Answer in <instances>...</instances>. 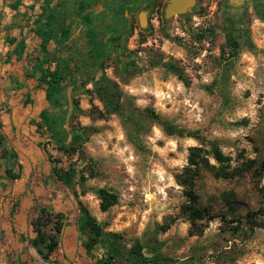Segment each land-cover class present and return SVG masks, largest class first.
Listing matches in <instances>:
<instances>
[{"label": "rangeland", "instance_id": "obj_1", "mask_svg": "<svg viewBox=\"0 0 264 264\" xmlns=\"http://www.w3.org/2000/svg\"><path fill=\"white\" fill-rule=\"evenodd\" d=\"M79 1L53 0L48 8L43 0H0V117L15 107L22 117L27 108L35 113L44 106L53 119L62 118L68 139L56 147L35 114L51 144L49 161L75 175L70 189L79 210L101 228L90 255L107 261L117 240L112 264H133L135 245L156 260L151 264H264V176L254 174L264 161V7L195 0L185 14L167 18L169 0H98L88 10L92 42L76 16ZM50 10L66 17L67 46L77 42L69 52L56 39L42 49L46 31L59 25L48 26ZM230 38L240 46L234 58ZM94 45L102 50L91 51ZM62 55L74 58L64 73L65 84H73L54 109L37 66ZM103 75L123 92L131 119L104 114L94 92ZM152 111L198 138L167 135ZM210 142L241 175L223 180L200 171L194 203L179 177L190 149L208 151ZM8 155L0 132V168ZM100 189L115 197L106 211Z\"/></svg>", "mask_w": 264, "mask_h": 264}, {"label": "crops", "instance_id": "obj_2", "mask_svg": "<svg viewBox=\"0 0 264 264\" xmlns=\"http://www.w3.org/2000/svg\"><path fill=\"white\" fill-rule=\"evenodd\" d=\"M1 112L0 132L7 147L6 166L0 168V264H98L88 255L89 235L80 229V210L76 194L58 179L56 165L49 161L51 144L38 130L33 108L24 116ZM41 117V116H40ZM10 164V165H8ZM46 210L62 213V232L56 234L57 249L48 256L46 249L35 243V223ZM98 260V259H97Z\"/></svg>", "mask_w": 264, "mask_h": 264}, {"label": "trees", "instance_id": "obj_3", "mask_svg": "<svg viewBox=\"0 0 264 264\" xmlns=\"http://www.w3.org/2000/svg\"><path fill=\"white\" fill-rule=\"evenodd\" d=\"M53 0H43L45 6H49ZM98 0H80L76 9V16L81 19L83 24L86 25L84 32H86V38L92 39L94 42L93 34L90 30V13L88 10L94 5L97 4ZM49 8V7H48ZM51 23L48 26L58 22L59 25L57 31L53 28H49L46 31V36L44 37V41L42 43V49L46 52V44L51 39H56L59 46H61L62 50L65 52H69L75 48L77 42H73L72 45L67 46V41L70 38V29L68 25L63 24L62 22L66 20V17L59 13V15H55L54 11H49L48 15ZM61 19V21H59ZM53 22V23H52ZM83 32V33H84ZM41 36L44 34L42 31H39ZM229 47L233 51L232 57L234 58L237 55L239 49V43L236 38L229 39ZM91 51H95V53H99L100 47L98 45H94ZM46 65H38L37 68L40 69V76L38 77V83L40 87L46 89V98L49 101V104L52 108L58 109L62 107L66 96V88L67 86L72 85L73 83H68L66 85L65 79L67 76H64V73L69 72L71 63H73V56L71 55H62L56 58L47 57ZM169 70L176 73L177 70L173 66H169ZM33 77V76H32ZM94 92L96 96L100 99L104 106V114L105 115H118L120 117H125L126 119H131V116L126 114V109L123 105V92L119 88V86L113 82L111 79L106 77L105 75L101 76L99 80L95 83ZM150 111V110H147ZM152 117L156 119L162 130L170 136H187V137H197L195 133L185 131L175 127L169 121L162 120L159 116H157L153 111L150 112ZM41 119L46 122V126L49 128L51 132L52 143L56 147H64L66 145V141L68 136L64 133L60 132V125L62 124V118L59 117L57 119H53L47 110H43L40 114ZM76 138V137H75ZM198 138V137H197ZM210 149L207 151L203 147H194L190 149V155L188 158V165L183 171V174L179 177V183L187 190V193L193 202H197V196L194 194L195 188V180L196 177L199 176V172L202 170H206L211 173L216 179H233L237 176H240L239 168H232L231 160L226 157L218 144L216 142H210ZM210 158H212L215 163L210 162ZM245 166V165H244ZM252 167L248 166V169ZM247 169V170H248ZM55 174L60 181H62L67 187H70L72 181L74 180V174L67 172H62L60 169L55 168ZM254 174L259 176V178L264 176V161L261 164L260 168L254 170ZM99 198L101 200V209L106 211L110 208V206L115 204V197L108 193L105 189H100L98 191ZM42 215L35 223L36 232L38 233V237L35 240V243L39 246H43L47 251V255L44 256L45 259L48 258L50 254H52L58 247V240L56 234L47 231L46 229L49 227L50 223H54V231L57 234L62 232V218L63 214L58 213L52 215L46 210H42ZM80 229L83 232H86L90 235L87 250L88 255H90V251L98 244V239L102 236L101 228L99 225L95 223V220L89 215L84 207H80ZM113 239H117L118 235H112ZM111 240V241H112ZM111 244V243H110ZM115 245H111L108 251L109 259H96V263L98 264H112L117 260L119 256L118 246L119 243L117 240L114 243ZM129 255L133 264H151L155 263L156 260L148 258L144 256L142 253V247L140 245H135L129 250ZM94 258V257H93ZM110 262V263H109Z\"/></svg>", "mask_w": 264, "mask_h": 264}, {"label": "water", "instance_id": "obj_4", "mask_svg": "<svg viewBox=\"0 0 264 264\" xmlns=\"http://www.w3.org/2000/svg\"><path fill=\"white\" fill-rule=\"evenodd\" d=\"M245 1H251V0H230V3L243 4V2ZM194 4H195V0H170L169 4L165 9V16L167 18H170L185 14L188 11V9L194 6Z\"/></svg>", "mask_w": 264, "mask_h": 264}, {"label": "flooded vegetation", "instance_id": "obj_5", "mask_svg": "<svg viewBox=\"0 0 264 264\" xmlns=\"http://www.w3.org/2000/svg\"><path fill=\"white\" fill-rule=\"evenodd\" d=\"M170 1V0H169ZM230 1V0H229ZM169 4V3H168ZM167 4V5H168ZM233 5H236L233 4ZM237 5L245 6V7H252L253 9H259L264 7V0H251V1H245L243 4L239 3ZM167 7V6H166ZM166 9V8H165ZM164 9V10H165ZM165 12V11H164Z\"/></svg>", "mask_w": 264, "mask_h": 264}]
</instances>
